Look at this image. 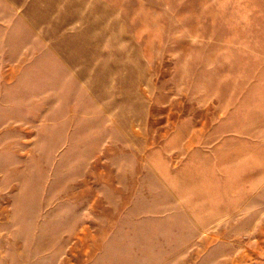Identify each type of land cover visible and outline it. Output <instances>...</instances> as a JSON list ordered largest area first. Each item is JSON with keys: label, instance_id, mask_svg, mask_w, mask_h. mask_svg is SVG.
<instances>
[{"label": "rangeland", "instance_id": "obj_1", "mask_svg": "<svg viewBox=\"0 0 264 264\" xmlns=\"http://www.w3.org/2000/svg\"><path fill=\"white\" fill-rule=\"evenodd\" d=\"M0 264H264V0H0Z\"/></svg>", "mask_w": 264, "mask_h": 264}]
</instances>
